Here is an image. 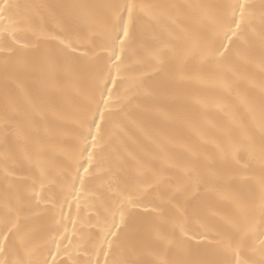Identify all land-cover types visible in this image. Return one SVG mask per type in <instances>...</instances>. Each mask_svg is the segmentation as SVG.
<instances>
[{
    "label": "bare ground",
    "instance_id": "bare-ground-1",
    "mask_svg": "<svg viewBox=\"0 0 264 264\" xmlns=\"http://www.w3.org/2000/svg\"><path fill=\"white\" fill-rule=\"evenodd\" d=\"M8 2L19 6L10 15L22 22L14 33L16 42L7 41L15 55L0 52V222L5 199L14 201L17 192L22 194L30 208L27 227L42 246L39 259L47 255L45 244L55 253L59 243L55 264H96L97 260L104 264L99 250L112 224L111 213L120 206L117 190L133 184L144 195L135 207L127 208L126 224L119 229L124 243L111 249L103 245L109 261L127 258L128 245L156 247L158 230L179 236L175 227L179 223L192 239L186 246L172 247L167 259L214 264L222 258L216 240L231 230L228 221L237 214V202L251 207L259 230L264 178L259 118V106L264 103L261 0H239L254 6L253 28L222 60L210 62L183 56L184 49L202 35L214 39L217 46L220 43L198 22L203 10L196 6H223L238 0H134L175 7L165 9L164 15L155 10L158 21L144 17L138 24L136 43L124 54L113 102L126 91L131 101L118 102L106 116L104 140L94 150L90 174L83 167L79 170L83 185L76 173L79 121L91 107L93 85L80 65L95 57V63L107 71L100 25L107 10L100 6L123 0ZM60 24L66 29L64 35L77 44L75 56L88 54L73 63L71 72L64 70L63 46L51 39L60 32ZM158 38L169 39L175 55L165 56L164 71L157 74L147 57ZM4 44L0 34V47ZM138 79L142 83L134 86ZM250 108L256 110L255 119ZM235 144L245 147L233 155ZM22 147L33 156L42 153L48 177L43 187L40 170L25 159ZM133 156L144 162L143 175H138ZM79 162L88 167L87 153ZM5 163L12 187L4 177ZM147 184L153 186L145 190ZM115 222L120 224L119 211ZM47 258L52 264V256ZM141 258L153 259L146 254Z\"/></svg>",
    "mask_w": 264,
    "mask_h": 264
},
{
    "label": "snow or ice",
    "instance_id": "snow-or-ice-1",
    "mask_svg": "<svg viewBox=\"0 0 264 264\" xmlns=\"http://www.w3.org/2000/svg\"><path fill=\"white\" fill-rule=\"evenodd\" d=\"M18 7V5L10 4L8 0L0 2V34L3 35L5 40L4 46L0 47V52H7L8 56L15 55V50L7 44V41L10 39L13 44L16 42L14 33L22 22L19 19H14L10 15V10ZM100 7L107 10V14L100 21V25L104 36L103 49L108 53V63L106 72L102 66L95 63V57H89L80 65L81 71L90 76L93 85L90 98L91 107L84 112L79 121L81 132L77 155L79 159H83L84 154L87 153L88 164V167H84L79 162V159L77 160L76 173L81 181V185H83L84 177L80 176L79 170L83 167L84 173L90 174V169L96 159L94 150L104 140L106 116L111 115L112 111L117 108L118 102L122 100L131 101L126 91L124 96L116 97L117 102H113L117 77L122 78L121 66L124 64V54L132 49L136 43L138 24H140L144 17H147L149 20L158 21L159 16L155 14V10H160V15H164L165 9L175 6L136 3L134 0H123V2L110 3ZM196 7L203 10L198 17V22L210 29L213 37L220 40L217 46L214 39L202 35L199 40L191 43L184 49L183 56L199 57L202 62L222 60L237 41L246 40L247 30L253 28L254 21L257 18V14L253 11L254 6L247 2H239V0L237 3L223 6L198 5ZM217 7L222 10H215ZM258 19L261 26L260 36L262 41H264V0H261L259 6ZM58 27L60 28V32L53 35L51 39L58 40L59 44L63 46L61 52L66 60L64 70L71 72L73 63L81 61L88 54L87 52H81L79 57L75 56L77 44L70 37L64 35L66 29L62 24L58 25ZM75 29L76 26L72 25V30L74 31ZM161 31L167 32L169 37L172 36L166 27H162ZM170 52L175 55L170 40L158 38L156 45L148 50L147 59L151 64L152 72L158 74L164 71L165 56ZM113 71H115V75H113ZM109 81H111V87L109 86ZM141 83L142 80L138 79L134 86H139ZM249 111L255 119L256 110L250 108ZM259 118L260 130L264 133V103H261L259 106ZM244 147L243 144H235L233 146V155L244 149ZM21 151L25 159L40 170L42 178L41 186L43 187V182L48 177L42 153L37 151L35 156L30 155L26 147H22ZM7 159L8 155L5 154V161ZM132 159L135 162L138 175H143L145 169L144 162L136 159L134 156ZM10 175V172L7 170V163H5L4 177L6 182L9 183V187H12L11 182L8 181ZM75 179L76 177H73V187ZM50 183H54V181H50ZM152 186V184H147L145 190ZM116 194L121 198L120 206L111 213L113 217L112 224L105 232L99 250L105 256L104 264H200L198 261L187 259L176 261L167 259L172 247L186 246L192 239L191 236H187L183 225L179 223L175 226L179 228V236L176 235L175 231L167 233L158 230L156 232V241L158 242L156 247L146 246L138 249L136 246L128 245L127 258L109 261L107 259L109 253L103 251V245L107 244L108 248L111 249L114 245L121 246L124 243L121 241L119 229L121 225L126 224L127 208L135 207L141 196L144 195V191L141 190L138 184H133L123 190L118 189ZM36 195L38 196L39 194ZM36 203L39 204V199L36 200ZM55 207L53 199V211ZM3 208V221L0 222V264H49L48 255L52 256V264H55V258L59 255L60 251L59 243H57V251L55 253L52 252L50 246L45 244L44 247H47V255L43 259L38 258V253L42 246L36 243L33 230L27 227L29 217L26 213L30 211V208L26 205L25 197L17 192L14 201L11 198L5 199ZM236 209V216L228 221L231 225V230L220 234L219 239L216 240L222 258L214 262V264H264V178L260 181L259 212L261 227L259 230L256 227L251 207H245L240 202H237ZM116 211L120 213V224L115 222ZM113 228L117 229V231H113ZM185 237L187 238L185 239ZM52 242L55 241L53 240ZM145 254L152 256L153 259H142V255ZM88 264H91V261ZM96 264H100V261L97 260Z\"/></svg>",
    "mask_w": 264,
    "mask_h": 264
}]
</instances>
